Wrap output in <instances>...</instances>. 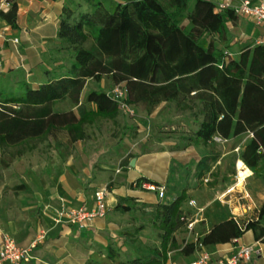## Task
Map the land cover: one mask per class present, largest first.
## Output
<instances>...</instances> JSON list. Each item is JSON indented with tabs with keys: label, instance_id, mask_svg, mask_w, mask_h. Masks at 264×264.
Listing matches in <instances>:
<instances>
[{
	"label": "trees",
	"instance_id": "1",
	"mask_svg": "<svg viewBox=\"0 0 264 264\" xmlns=\"http://www.w3.org/2000/svg\"><path fill=\"white\" fill-rule=\"evenodd\" d=\"M8 1L10 8L0 10V18L17 26L18 3ZM237 18L233 8L218 9V0H78L74 11L61 17L58 33L63 60L69 65L47 71V79L38 87L23 79L7 77L11 83L3 79L0 151L13 149L12 157L19 158L61 131L76 142L89 137L87 126L98 119L115 120L122 108L109 92L92 91L88 103L81 102L87 80L100 81L105 75L125 86L129 105L166 100L189 108V98L197 101L201 119L196 118L193 136L203 142L215 135L227 139L259 129L264 126V43L248 45L239 58H233L214 40L224 39L228 22L235 24ZM64 100L76 108L55 110ZM258 149L254 138L241 153L253 170L261 159ZM186 199L183 192L146 213L158 231L160 246L149 255L129 253L122 264H167L173 251L195 253L196 241L182 246L175 236L185 225ZM136 206L134 199L121 197L115 209L132 213ZM256 216L243 223L223 220L198 240L209 247L237 239L250 229L261 238L264 228L258 231V226L264 220V204ZM117 255L113 250L108 254L111 259Z\"/></svg>",
	"mask_w": 264,
	"mask_h": 264
},
{
	"label": "crops",
	"instance_id": "2",
	"mask_svg": "<svg viewBox=\"0 0 264 264\" xmlns=\"http://www.w3.org/2000/svg\"><path fill=\"white\" fill-rule=\"evenodd\" d=\"M16 1L19 6L17 26H12L0 18V73L15 81L23 79L33 82L34 87H38L47 79V71H59L62 66L69 65L68 61L63 60L65 50L61 49L58 33L61 17L74 11L78 0ZM253 1L259 3L264 0ZM234 2L237 4L240 0H234ZM9 8L8 0H0V10L7 11ZM245 24H247V33H244L241 38L232 35L233 27ZM263 34L264 27L258 25L253 19L238 16L235 24L228 22L226 37L222 40L216 38L217 44L222 42L226 47L225 50L233 58H239L246 46L254 47L260 43ZM16 38L18 42L14 41ZM228 41H245L246 44L240 50L233 51L227 48ZM105 78H109L116 86L112 78L107 75L100 81L90 78L86 82L81 102L87 104V97L92 91H106ZM61 102L55 105V110L64 111L57 107ZM170 102L177 104L175 101L162 100L155 105L140 102L135 106H141L153 114L162 103ZM92 106L95 107V105ZM177 106L184 107L178 104ZM73 108L76 107L72 106L69 109ZM198 111L194 114L195 117H198ZM101 120L106 119H98L96 123ZM92 125L87 126V132ZM196 126L198 129L197 124ZM258 130L260 136L257 135ZM60 134L64 135V138L58 136ZM244 134H247V141L240 149L237 175L231 182L217 184L212 188L216 190L218 187H224L216 193L215 200L228 202L229 206L213 208L208 215L199 212V217L195 218L194 224L200 229L198 237L204 236L223 220L234 219L242 223L247 222L257 217V213L264 204V126L248 130ZM95 138L96 136L90 134L85 140L73 142L65 131H61L51 138L50 143L45 142L43 149L37 147L33 152L25 153L13 161L3 175H0V246L5 234L13 236L19 245L28 246L37 236L45 233L44 240L33 251L34 257L29 262L21 264H122L129 253L132 256L137 254L135 246L147 242L142 243V236L139 239H130L127 233L133 230L145 234L144 232L149 228L144 222L137 224L139 222L136 211L139 210L140 205L143 204L142 213L147 211L150 214L155 210L156 204L161 201L171 202L183 192H186L187 199H190L192 204L201 206L199 209L208 207L209 203H206L208 200L214 201L209 196L198 193L194 188L187 185L179 186L183 181H187L183 176V170L180 171L179 168L182 164L177 161L183 159L193 162L194 172L199 171L196 175L200 176V169L207 165L209 160L211 163L214 161L210 158L212 155L204 157L196 153L197 151L193 154L194 148L192 149L189 144H184L182 147L172 145L170 149L180 150L178 154H175L176 156L171 152L161 155L142 154L135 157V166L128 168L125 165L121 166V163L130 149L114 146V143L108 145L103 140L100 141L103 138ZM254 138L259 141L258 152L261 155L260 163L255 170L248 167L241 159L242 151ZM196 140L201 141L198 138ZM126 148H129L128 145ZM187 162L184 163L187 164ZM241 162L243 166L240 168ZM160 165L163 167L161 172L158 169ZM119 166L123 168L121 173L117 172ZM243 172L247 173L239 177V174ZM124 176L125 180L122 181ZM139 179L165 183L166 197L161 200L154 191L132 186V183ZM195 180L196 178H193L191 185L194 186ZM111 181L117 183L110 190V209L106 217L95 219L90 227L84 229L67 223L65 218H62L60 222L57 221L60 210L84 203L92 206L95 191L105 187ZM226 196H230L231 199L224 200ZM121 197L134 199L138 207L132 213L116 210L115 207ZM185 205L187 201L183 203V210H186ZM125 218L130 220L125 222ZM262 228H264V220L258 226V231ZM182 229L175 233L180 244L184 236L190 235V233L182 232ZM198 237H195L194 241ZM127 244L131 245L134 251L126 253ZM242 245H260L262 250L255 253L246 264H264V235L258 238L257 230L254 229L247 230L241 237L230 242L217 243L207 249L215 257H222L232 254ZM111 250L118 254L114 259L108 256ZM194 257L195 254L185 255L187 263L184 264H189ZM167 264H181V262L169 257Z\"/></svg>",
	"mask_w": 264,
	"mask_h": 264
},
{
	"label": "rangeland",
	"instance_id": "3",
	"mask_svg": "<svg viewBox=\"0 0 264 264\" xmlns=\"http://www.w3.org/2000/svg\"><path fill=\"white\" fill-rule=\"evenodd\" d=\"M231 33L232 35L241 38L244 33H247V24H245L244 26L240 25L233 27ZM214 40L217 41L218 39L214 38ZM251 43L255 44V42ZM226 44L229 45V47L227 48H230L233 51H238L243 45L246 44V42L228 41L226 42ZM218 46L222 49L226 48L222 42H219ZM0 78H2V80H0V88L1 86L5 85L3 83V79L6 80L5 82L11 83L10 79L6 76L1 75V73ZM115 87L116 86L113 85L109 78H105L104 88L107 92H112ZM10 88H15V86L12 85ZM186 104L188 107H190H179L174 102L162 103L155 109L156 112H154L153 114L147 112L141 106L131 105V111L122 110L120 115L115 120H101L88 129L89 135L91 134V136H96V138L99 137V139L103 138L100 139V141L103 140L104 143H107L108 145L114 143V146L123 147L124 149H130V152L127 154V156H125L123 163H121V166L125 165L128 166V168L135 166V157L142 154L152 155L158 153L161 155L166 152H171L172 155L178 154L180 150L174 151L173 149H170L172 145L182 147L184 144H189V146H192V149L194 148L193 154L197 151L196 153H198L199 155H203L204 157L206 155H212L210 156V158L214 161L211 163V160H209V163L207 165H204V167L200 169V172L202 173L200 176H198V174L196 175V173H198L199 171L194 172L195 167L193 162H187L188 160L184 161L183 159L177 160L182 164V166L179 167L181 170H179H183V176L185 178V181H187H183V183H180L179 186L183 187L187 185L190 188H194L198 193H202L205 196H209L210 198L214 199V201L208 200L206 202L209 203L208 207L202 209H199L201 208V206H199L198 204H192L190 199L186 200V210H183L185 213V225L182 227L183 229L181 231L184 233H190V235H188V237L187 235L186 237L184 236V238L181 240L182 246L190 243V241L192 239L194 240L195 237H198V234L200 233V229L198 228L199 226H194L191 230L188 228L186 222L191 221V219L195 222V218L199 217V212H204L205 215H208V212L212 211L213 208H228V202L222 201L220 199L215 200L216 193L219 190L221 191L224 187H218L216 190L212 188L217 184H226L227 182H231V180L237 175V160L240 157V149L247 141V134L231 137L228 140L215 135L211 140L207 142H203L202 140L197 141L196 138L192 136V131L197 128L195 123L196 118L201 119V117L194 116V114L198 111L199 106L197 105V102L192 98H189ZM72 106L73 105L70 101H62L57 105V107L62 110L69 109ZM58 136L64 138V135L60 134ZM51 140L52 139L50 138L44 142H41L42 145L41 143H39L38 148L43 149L45 147V142L50 143ZM126 145H128L129 148H126ZM12 151L13 149H10L9 151H0V175H3L7 167H9L13 161L18 159L16 157H12ZM7 162H9L8 166H6ZM184 162H187V164ZM121 166H119V170H117V172L119 173L123 171V168ZM158 169L159 172H161L163 170V167L160 165ZM209 171H211V173H209ZM246 173L247 172L240 173L239 177H242ZM202 176L203 178H201ZM193 178H196L194 186L191 185ZM121 180L124 181L125 176L124 179L122 178ZM137 181L138 180H135V182L132 183V186L134 185V187H142V183L145 182L142 181L140 183L141 186H139V184H136ZM116 183L117 182L115 181H111L106 186L109 190H111V188L115 187ZM157 184L165 185V183ZM176 191L179 192L180 190ZM230 199V196H226L224 198V200ZM193 200L195 199L193 198ZM142 206H139V210L136 211L137 219L139 222L137 224L140 225L141 222H144L147 224V226H149V228L144 232L145 234H141V232L139 233L138 231L135 232L133 230H129L128 233L130 239H139V237L142 236V243L143 241H147L146 243L135 246V250L137 251V253L140 252L141 255H149L151 249L160 246V238L158 231L155 228H151L152 225L150 223V218L149 216H146L147 211L145 213H142ZM137 207L138 206H136V208ZM129 220L127 218L124 219L125 222H128ZM126 246L128 249L126 253L134 251V248L131 245L127 244ZM170 257L181 262V264H184L187 261L185 255H183L180 251L171 252Z\"/></svg>",
	"mask_w": 264,
	"mask_h": 264
},
{
	"label": "built area",
	"instance_id": "4",
	"mask_svg": "<svg viewBox=\"0 0 264 264\" xmlns=\"http://www.w3.org/2000/svg\"><path fill=\"white\" fill-rule=\"evenodd\" d=\"M233 8L238 16H246L253 19L258 25L264 27V1L254 3L253 0H240L235 4L234 0L218 1V9ZM18 42V39H14ZM260 43H264V34ZM127 89L125 86L116 85L112 92H109L119 103L122 110L131 111L130 106L125 101ZM142 187L149 191H154L159 198L163 199L166 195V186L153 182H144ZM110 190L107 186L95 191L94 204L92 206L84 203L78 206L69 207L59 211L58 222L65 218L67 223L75 225L80 229L90 227L95 219L106 217L109 209ZM185 220V217L182 218ZM189 229H193L195 222L193 220L186 222ZM45 233H41L28 246H21L10 234H5L0 246V264H21L29 262L34 256L33 251L44 240ZM199 248L195 251V257L189 264H246L255 253H259L262 248L260 245H242L232 254L215 257L198 239L195 240Z\"/></svg>",
	"mask_w": 264,
	"mask_h": 264
}]
</instances>
